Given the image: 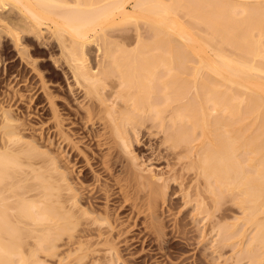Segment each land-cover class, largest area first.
Masks as SVG:
<instances>
[{
  "label": "bare ground",
  "instance_id": "6f19581e",
  "mask_svg": "<svg viewBox=\"0 0 264 264\" xmlns=\"http://www.w3.org/2000/svg\"><path fill=\"white\" fill-rule=\"evenodd\" d=\"M180 10L193 15L195 20L189 19L194 26L182 20ZM10 39L26 64L34 61L27 42L35 51H60L59 66L67 67L83 102L86 99L85 111L78 116L89 122L88 136L114 151L108 159L93 153L94 162L87 156L90 170L75 175L70 168L76 165L71 162L76 152L63 158L44 149L42 137H25L20 116L4 110L0 264H45L40 256L60 257L59 248L65 245L69 250L60 264H88L89 256L101 252L115 264L121 255L117 245L134 241L117 230L115 215L124 217L131 210L142 216L143 206L150 219L143 222L145 228L157 238L147 242L159 241L162 251L171 244V237H165V218L172 215L175 203L163 205L169 188L194 216L208 217L209 234L218 227L213 259L226 256L224 247L235 245L233 238L245 233L242 227L230 229L235 223L215 217L225 199L239 190L233 200L244 218L256 224L241 252L262 256L264 0H0V50ZM94 44L95 55L89 49ZM55 117L57 131L50 138L68 147L73 132H62L59 114ZM130 134L157 136L156 155L167 162L166 170L145 174L133 155ZM109 159L130 174L126 191L116 193L110 182H90L99 181L93 164L106 170ZM83 161L75 159L77 165ZM193 174L195 181L199 177L195 184ZM109 176L120 182L113 173ZM131 190L142 193L131 200ZM116 197L125 200L117 211L108 203ZM102 199L107 204L101 205ZM184 226L177 219L171 232L177 236L186 231ZM208 229H202L204 238ZM97 258L92 264L107 262ZM146 258L139 261L148 262ZM223 259L226 264L229 258Z\"/></svg>",
  "mask_w": 264,
  "mask_h": 264
},
{
  "label": "rangeland",
  "instance_id": "374dc122",
  "mask_svg": "<svg viewBox=\"0 0 264 264\" xmlns=\"http://www.w3.org/2000/svg\"><path fill=\"white\" fill-rule=\"evenodd\" d=\"M184 12H181L180 10V15H182V20L185 19L186 23L187 22L188 24L192 23V25L194 26L195 24L194 21L191 22V20H195L193 19L194 17L192 18L193 15L191 14L189 15L187 13L185 14ZM190 17L191 20L189 19ZM9 41L10 42H8V47L5 49H2L3 48L2 47L1 48L2 51L0 50V121L4 120L2 116L4 115L3 111L10 110V113L14 115V117H16L15 115L20 116V117L18 116L19 117L18 119L20 120L18 121V123L19 122L23 123V128L22 126L20 127H21V131L23 130L24 133L23 132L22 133L23 135H25V137L28 134L33 137H37L38 139L42 137L41 141H43L42 145H44V147L43 146L42 147L44 149L50 148L52 151L54 150V152L55 151L58 152L62 157L63 156L65 157L66 154H68L67 156H71L70 152L71 153L76 152L75 153L76 155H74L76 161L78 157H82V159H84V161L78 163V165L77 162H75V159L71 161V162L74 161L73 163L76 165L75 167H71L70 169L73 170L74 168V171L72 173H74L75 175L78 174V176H81L83 171L90 170L87 169V167L89 168L87 161L91 158V156L93 158L94 156H98L99 154H102V156L107 159L112 157L110 156L109 153L114 151V148L111 147L110 150L109 146L107 147V145L104 146L103 148L102 146H98V143L100 142L99 141L95 142L93 139H91V137L88 136L90 130V128L88 127V125H90L89 122L88 124H86L87 123L86 118L80 119L78 116L80 115V111L83 112L85 111L84 107L82 106L83 105L82 103L86 102V99L83 102L84 96L83 94L80 93L82 91L78 90L79 88L77 89V85L75 84L73 78L71 77V74H69V72L67 71V67L65 69V66L64 67L59 66L61 65L60 63H62L61 59H59L60 61L57 60L58 56L60 58V51L58 49H55L53 52L50 53H46L43 51H35L34 48L35 45L33 43L27 42V45L29 46V49L31 51V55L33 56L32 61L34 60L33 61L34 63L33 62L28 63L26 61L28 63L26 64L25 62L22 61V59H20L17 51L18 48L15 46V43L11 41V39ZM133 41L134 39L132 38L131 42L133 43ZM91 47H92V54L95 55L97 52V45L94 44L90 46L89 47L90 51H91ZM56 114H59V116L61 117V118L59 117V119H61L59 120V122L63 123V126L61 123V127L62 128L64 127V129H66V130L62 129L63 131L62 130L60 131L62 132L70 131V133L73 132V134H71L72 137L70 139L71 142L68 141L70 142V145L68 144V147L67 145H65L66 142H62L63 144L59 145L58 142H60L61 140L60 141L57 140L56 141L57 143L55 142L56 143L55 144L53 140H51L50 138L51 137L50 135L55 134L54 132L57 129L56 128L57 126L54 125L57 123V121L55 122V120H57L58 117V115L57 117H55ZM21 120H24L25 123ZM100 126L99 128L101 131L103 132L109 131V129L105 130L103 126L102 127ZM61 127L60 128L58 127V129H61ZM24 128L27 131H25ZM2 130L3 128L2 129L0 128V133ZM28 137L31 138L30 136H27V138ZM48 137L50 138V140ZM129 137L133 139V143H134L133 155L138 156L136 162L142 165L143 168H145V171H143L145 174L158 172L159 170L160 171L166 170L167 162L160 161L156 155L158 153L155 148L157 144L156 142L159 141L157 136L154 135L149 136L147 134H145L144 136L142 134L139 135L130 134ZM73 145H75V148L71 147ZM65 146L67 147V149L63 150V147L66 148ZM71 149L72 151H70ZM96 153H98V155ZM67 156L65 158H67ZM84 156L86 158H84ZM87 156H89V158ZM87 158L88 160H86ZM114 160L116 159L114 158ZM89 161L94 162L95 160L90 159ZM111 161L113 160L111 159ZM111 161L110 159L107 161L106 166L108 168L106 170L105 167H103L102 165L99 166L97 165V163H94L93 166H95V170H96L94 171L95 172L94 174L95 176L99 177V181L95 182V180H92L90 182L94 181L93 183H95L97 186H101V184L103 185L108 184L110 186L111 184H113L110 187L115 191H117L116 193H121L122 191H126L127 184L130 181H132L130 174L126 172H122V165L120 163L118 164L115 161H113L115 164L114 163L112 164ZM111 173L119 177L118 179L120 182L115 183L113 180L111 181L110 180L111 178L109 176L111 175ZM193 176L192 178L194 179H192V183L194 182L196 183L197 179L199 180V177H196L197 179L195 181V176L197 175L193 174ZM106 181L108 183H105ZM109 182L111 184H109ZM201 185L202 183H200V186ZM238 191L239 190L236 189L234 190L232 195L230 196L228 195L229 197H227V199L229 202H227V199H225L226 202L225 204L222 205L223 206L222 209H220L218 212H216L217 214H215L217 215L215 216L216 220H220L221 223L222 222L226 224L235 223L237 225L233 227L231 226L230 229H235L236 227L237 228L242 227L245 232L241 238H239L238 236L233 238L231 242L232 243L237 242L235 245L228 244L227 246L224 247L225 248L224 252L226 253L225 254L226 256L223 257L229 258L227 259L226 264H259L257 261L264 262V253L262 254V256L251 258L248 253L241 252V250L245 248V244H247L252 233L254 232V227L256 224L252 222H248L244 218L246 214L243 213L242 208L234 202L235 200H233V197L235 194L238 193ZM129 192L130 193L128 197H131L130 198L131 200H133L134 198L136 199L138 195L142 193L141 191L135 193L133 190ZM167 192L168 193L165 195L166 203L164 202L163 205L164 206L167 205L169 207L171 204L175 203L174 208H172L171 210L172 215H170L169 217L167 216L165 218L167 224L166 230L168 233V235H166L165 237H171L170 238L171 244H168V246L161 251L159 248H157L159 241L153 240L154 244L149 243L150 241L147 242V239L151 237H152L151 239H157L154 236H152L153 234H151L150 236V231L148 230L149 228L147 227L145 228V223H143L144 221L147 222L150 221L149 217L145 215L147 212V206H143V209L146 211L144 212L145 214L143 213L142 216L136 213L135 211L134 212H131V210L126 211L129 212L127 216L123 217L122 216L123 213L120 215H115V218H117V222H116L117 230L120 229L124 231L125 232L124 236L128 235V239H133L134 241H130L131 243L130 245L129 244L127 245L126 243L125 244L120 243L117 245V247L120 249L121 255L115 264H225L226 260L224 261L223 257L218 259H213V256L217 255V253L216 252L214 253L213 251L216 243L214 239L216 237L217 238L219 237L218 234H216L218 227L216 226L214 228L215 231L212 230V232L209 234L210 229L208 228L210 225L208 223V217L207 218L204 217L200 219L199 216H194L193 212L189 211L190 208H188L187 210L185 209L184 206L185 204L183 203L180 196L175 198L174 197L175 192H173L171 188H169ZM122 200L123 199L121 197H116L114 200L109 201L108 203L110 206L114 207L115 211H117ZM123 201L125 202V200ZM99 203L101 205L107 204L105 199H102ZM212 203H213V198H212ZM177 219L179 220V223L185 224L184 227L186 230L184 231L185 234L184 232L179 231L177 234V236L179 235L178 237L176 235H173V232H171L173 231L172 227H174ZM216 220H214L213 223H215ZM142 223L144 226H142ZM204 228L208 229V231H206L208 235H206L205 238L201 235L202 229ZM66 246L67 245H65V247L63 248L62 246H60L59 253L62 252L60 254V257L63 256L69 250V248ZM25 247H26L25 249H27L29 246L28 247L25 246ZM160 251L162 253H160ZM258 252H262V250H259ZM102 253L103 252L100 253L101 256L98 254L100 258L103 257ZM207 254H209L208 257H205ZM45 255L46 254L40 256L41 258L43 257L42 259L46 258L45 264H60L59 256L55 255L56 257L55 256L48 257V255L47 256ZM98 256L97 253L95 254V256H89L90 259L89 257L87 258L89 261L88 264H92V262ZM99 257L97 259L101 260L102 262L107 261V262H103L102 264H114L111 258H109L108 256L107 258L103 257L101 259ZM142 257L144 258L147 257L146 259L150 257V259L148 260V262L145 263L140 262L139 260H141ZM260 257L263 259L261 260ZM41 258L39 259L41 260Z\"/></svg>",
  "mask_w": 264,
  "mask_h": 264
}]
</instances>
